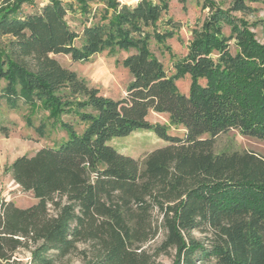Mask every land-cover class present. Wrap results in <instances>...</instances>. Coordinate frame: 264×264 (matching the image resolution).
<instances>
[{"label":"trees","instance_id":"1","mask_svg":"<svg viewBox=\"0 0 264 264\" xmlns=\"http://www.w3.org/2000/svg\"><path fill=\"white\" fill-rule=\"evenodd\" d=\"M34 2L0 10V36L9 38L0 46L2 96L11 109L22 103L47 111L66 138L13 162L14 181L37 202L0 204V264H65L80 244L91 247L87 264H161V256L172 264H264V156L215 152L216 137L232 130L264 141V43L252 31L264 20L234 15L255 9L247 0L229 9L205 0L209 15L170 77L150 51L152 39L174 35L158 31L166 1L48 0L39 13L23 15ZM69 11L85 19L81 36L67 22ZM105 51H135L123 61L132 81L120 100L53 57L82 62ZM186 74L188 95L175 84ZM151 111L167 114L184 136L152 124ZM136 130L168 145L143 160L110 145Z\"/></svg>","mask_w":264,"mask_h":264},{"label":"rangeland","instance_id":"2","mask_svg":"<svg viewBox=\"0 0 264 264\" xmlns=\"http://www.w3.org/2000/svg\"><path fill=\"white\" fill-rule=\"evenodd\" d=\"M16 0H0V10L7 8ZM121 4L135 5L139 0H118ZM159 3L160 0H152ZM168 3V10L162 15L158 22V31L165 32L173 30L174 35L158 43L152 39L150 51L163 64L168 76L172 77L176 73L175 64L184 59L188 54L190 45L194 39V30L200 29L209 15V8L205 7V0H164ZM223 9H229L234 0H211ZM48 0H35L33 4H24L22 14L39 13ZM247 4L255 9L254 12L243 15L234 13L238 18H245L250 24L264 20V0L252 2L247 0ZM93 9L98 5L91 3ZM1 16V14H0ZM67 22L70 27L82 35L84 24L86 23L79 11H69ZM91 20L88 22L90 23ZM252 31L257 39L264 43V27L258 25ZM226 35L230 34L229 28H225ZM9 38L0 36V46L5 48ZM81 45V39L76 42ZM232 53H235L234 41L230 43ZM135 53V51H117L110 53L105 51L92 56L87 61L75 62L68 55H53L61 65L75 71L91 88L99 89L100 93L114 100H120L127 95V89L132 81L129 70L123 66L124 59ZM179 92L188 95L191 86V77L186 74L175 80ZM6 83L0 81V204L3 201H11L20 208H27L36 203V199L31 192L24 191L13 179L11 166L13 162L22 156H33L40 149L45 147H55L63 139L66 133L59 124L54 123L48 117L49 113L42 108H37L33 113L21 103L17 109H11L2 96V89ZM30 118V119H29ZM68 119L67 117H64ZM31 120V125L28 124ZM148 120L152 124H160L167 127L173 136L183 137L185 129L182 126L173 125L169 116L164 113L151 111ZM41 124L46 125L44 136L36 132ZM110 145L124 155L143 160L153 150L168 145L166 141L159 139L153 132L146 130H136L126 137L114 138ZM254 151L264 156V141L255 138L244 137L237 131L232 130L221 134L215 139V152L224 151ZM200 238L202 235L195 233ZM158 243L153 244V247ZM90 245L80 244L79 251L72 254L65 264H87L90 258ZM23 261L29 260V254H23ZM161 264H172V257L161 256Z\"/></svg>","mask_w":264,"mask_h":264}]
</instances>
